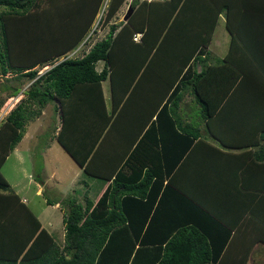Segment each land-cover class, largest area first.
<instances>
[{"label":"trees","instance_id":"1","mask_svg":"<svg viewBox=\"0 0 264 264\" xmlns=\"http://www.w3.org/2000/svg\"><path fill=\"white\" fill-rule=\"evenodd\" d=\"M124 2L0 0V74L32 80L0 120V168L25 124L52 103V113H61L54 136L59 146L84 175L110 179L94 204L80 206L75 192L60 201V247L0 173V264H220L221 252L239 239L215 217L218 187L204 188L214 197L203 203L197 187H181L177 176L183 157L198 145L201 124L213 137L218 117H234L250 97L264 101V0H130L125 22L109 24ZM99 12L105 36L80 57L36 75L35 65L78 50ZM221 15L231 45L245 49L235 63L229 50L215 60L208 55ZM97 61L103 62L99 71ZM107 77L111 108L119 110L111 122L101 91ZM4 89L6 97L19 90ZM184 93L190 101H182ZM117 124L120 136L105 141ZM104 141L112 148L98 172L89 159ZM238 245L233 258L229 248L223 252L222 264H250L247 247Z\"/></svg>","mask_w":264,"mask_h":264},{"label":"crops","instance_id":"2","mask_svg":"<svg viewBox=\"0 0 264 264\" xmlns=\"http://www.w3.org/2000/svg\"><path fill=\"white\" fill-rule=\"evenodd\" d=\"M129 1L130 0L126 2L125 0L126 3L124 2L123 4H126L128 6ZM121 6L117 10V12L122 8ZM117 12L115 14V17L111 19L109 24L119 23V21H115L118 14ZM130 13H132V10ZM120 21L125 22V20L123 19H121ZM215 28H217V24ZM222 30L225 29L223 28ZM213 37L215 38V35L212 34V39ZM223 38H227V40L224 49L221 48V53L218 55L214 54L211 51V39L210 43L207 46V50L210 53H208V55L215 60L224 57L227 54V50H229L228 52H230V61L232 63H235L238 58L244 54L245 49L239 47L240 45L238 46L237 42L236 48L235 45H231L232 39L227 33L223 34ZM224 39H222V42H224ZM214 42L215 39L213 40V43ZM77 52L75 54H78ZM83 53L74 56L80 57ZM97 63H99V65H95V70L99 71L103 67V62L97 61L96 64ZM200 65L201 64L197 63L195 69L199 70L201 68ZM104 83H106L107 85V93L105 95L103 88ZM243 85H245V83ZM15 86L17 87L18 85ZM241 87L243 88V90H245L243 86ZM101 91L106 114L108 115L109 113H111L109 117L110 122L114 121L113 119L115 118L119 110L117 109L113 111L111 108L112 96L110 81L108 77L101 82ZM117 94H119V92H117ZM135 94L136 93H134V96ZM23 95L24 90H22L21 92L20 90H18L16 93L9 95L7 98L10 97V101L15 100V102H18L20 98L23 97ZM125 96H123L121 100H123ZM182 97V101L186 102L188 100H191V97L187 93H184ZM116 100H119V98H116ZM47 106H49L50 108V113L48 115L50 123L47 124L46 128L48 129L51 125L52 137L53 139H55L54 136L57 134L58 130L61 127V113L59 110H55L54 112L57 115H54V113H52V103H49L45 107H43L40 110L39 114L35 116L34 121H36L37 118L42 117V115H45L46 110L44 109H46ZM238 111L244 112L240 113ZM238 111L232 113L234 117H227V119H225L224 121L223 117H218L217 121H215L216 125H213L215 126L213 131L215 133L213 137H211L207 130L203 128L204 126H202V124L200 125L197 139L198 145L192 147L190 151V153L192 152V154L189 153L187 157H183L182 160L184 161V165L183 168H181L179 171L180 174L177 176V181L179 182V185L181 187H187L188 189H190L192 186L197 187L198 195H200L199 200L201 199L203 203L208 201L207 196H209V199L214 197V194H204V188L208 187L209 189V185H213L214 187L217 186L219 191H215V217L218 218V220L222 224L230 228L231 235H236L235 239L239 238L238 241L236 240L233 242L234 245L229 246L230 244H228L225 250L229 248L228 251L231 252L229 256L230 258H233L235 248L240 242L238 247L240 245L242 247H247L246 252L248 263L264 264V117H262V115L264 114L263 98L260 96L258 102L255 103V98L250 97V99H248V102L243 104L241 110ZM54 117H59V122L54 123ZM189 118L191 119L192 117ZM122 119H124V117H122ZM132 119L134 118L132 117ZM182 119L183 121L187 120L186 117H183ZM28 122H30V120ZM28 122L25 124V130L20 140L24 139L27 135L26 130L28 128ZM93 122L98 123L97 119H93ZM90 123L92 127L93 123L91 120ZM119 127H121L119 124L112 127L113 133L110 132L108 135H106L105 141H107L111 137L115 138L116 136H120L116 135L115 132ZM98 130L99 129L93 130V134L97 135L98 133H96V131ZM105 130L106 128L103 129L101 134H103ZM120 132H122V130ZM217 136H222L226 139H230L231 143L228 142V144H225L224 142H220L218 141V139H216ZM260 136H262V138ZM105 141L103 145L98 144L95 152H92L93 156L91 159H89V167L92 170H96L98 172H102L104 170V165L108 160V155L106 154V152L108 150L111 151L112 148V146L105 143ZM206 142L210 145L212 144L218 150L216 149L213 151H209L210 149L209 147H207ZM18 143L19 142H17L10 154L21 156L18 151L19 149H21L24 151L26 158L27 149H25L24 147L20 148L18 146ZM31 143L34 145L32 140L29 143V146L33 147ZM33 148L35 157L42 158L41 154L45 155L47 149H49V146L42 142L39 147L41 150H37V145H35V147ZM19 162H22V159H19ZM195 168L196 171L194 170ZM40 170L41 172L38 171L37 174H34V169L32 170V176H34V178L39 177V179H41L40 183L36 178L35 180L26 181L27 184H30V189L33 190V197L30 200H27L26 198L20 197L18 195L17 196L19 198V201L23 205H25L26 208L34 215L42 229H44L47 234L51 235L57 245L62 247L64 231L62 228L61 219L63 207L60 205V201L67 195H70L76 191V200L80 204V206L83 207L86 200H89L92 204H94L98 197L109 185L110 179L88 176L91 178V181L89 184H84L83 181L77 179L78 175L82 172V168L76 165V169H72V175L69 177L67 184L62 185V192H60L59 194L56 192V197L54 198H46L43 195L44 191L47 189H52L54 184H58L60 182V179L57 176L58 174L54 168H51L46 176L44 173V166H42ZM45 180H50L52 184H47ZM78 181L79 183H76ZM75 184H78L77 186H79L80 184L79 190L73 188V185ZM10 188L12 189V186H10ZM13 192L17 194L15 190H13ZM45 199L56 202L54 204H47ZM243 201H245V204H243ZM37 202H40V204H38ZM35 205L38 207V211H35ZM41 205L43 206L42 208ZM21 232L26 231L21 230ZM225 250H223V252ZM223 252H221L222 257H219L217 261L220 264H222L223 261Z\"/></svg>","mask_w":264,"mask_h":264},{"label":"rangeland","instance_id":"3","mask_svg":"<svg viewBox=\"0 0 264 264\" xmlns=\"http://www.w3.org/2000/svg\"><path fill=\"white\" fill-rule=\"evenodd\" d=\"M105 1V0H104ZM128 2V0H126ZM125 2V3H126ZM105 4L103 3V6ZM43 5H38V8L41 9ZM102 6V7H103ZM122 8L117 12V17H116V22L120 21L122 19V16L125 14V12L128 9V6L126 4H123L121 6ZM3 10L2 7H0V10ZM101 12L97 14V17L95 21L92 24L91 29L94 30V32L90 31L88 35L83 39L82 43L80 44L79 49L76 51L78 54L74 55H80L84 51H86L95 41L103 38L105 36V33L107 31L106 26L100 25L98 22V18L100 17ZM219 21L217 22V28H215L213 35H215V38L213 37L210 45V49L214 54H220L221 53V48L224 49L226 39L223 38V34L225 30H222L223 27V16L221 15L220 18L218 19ZM215 39V42L213 43V40ZM222 39H224V42H222ZM222 43H221V42ZM216 43V45H215ZM75 50V49H74ZM72 50V51H74ZM69 52V51H68ZM67 52V54H68ZM70 53V52H69ZM115 54V53H114ZM75 57V56H73ZM60 57L54 58L50 61H47L46 64H38L33 67L36 71V75H39L43 73L45 70H47L49 67H51L53 64L57 63L60 60ZM52 61V62H51ZM95 65H99V63H95ZM14 74L11 72H6L5 74H0V99H3V102L0 105V120L6 116V114L9 112L13 105H15L18 102H15V100L10 101V97H6V93L8 91H5L4 86H15L18 85L17 87L19 88L20 92L22 90H26L28 88V85L32 82L31 79H28L27 77H20L19 80H14L13 79ZM104 88V95L107 93V85L106 83L103 84ZM24 96V95H23ZM22 99V97L20 98ZM45 111V115H42V117L37 118L36 121H34L35 117L28 122L26 128V137L22 140L19 141L18 146L24 147L27 149L26 151V158H25V153L23 150L19 149V153L21 156H15L14 154H9L5 162L0 168V173L1 175L5 178V180L9 183L10 186H12V189L17 192V195L23 198H26L27 200H30L33 197V190L30 189V184H27V180H35L34 176H32V170L34 169V174H37L38 171L41 172L40 168L44 166L45 168V176L48 174L49 170L51 168H54L57 172V176L60 179V182L58 184H54L52 189H47L44 191V196L47 198H54L56 197V192L59 194L62 188V185H66L69 177L72 175V169H76V165L73 162V160L63 151V149L57 144L55 139L52 137V127L47 129L46 126L49 121V113H50V108L47 106ZM54 115H57L54 113ZM54 123L59 122V117H54ZM25 130V126H24ZM24 132V131H23ZM31 134V135H30ZM34 143L33 147L37 145V150L40 149V144L44 142L49 146V149H47L46 154H41L42 158H36L34 155V148L29 146V143L31 142ZM30 140V141H28ZM41 150V149H40ZM42 152V151H41ZM23 153V155H22ZM28 155V156H27ZM19 159H22V162H19ZM83 183L89 184L91 181V178L84 175L82 172L78 175V178ZM47 184H52V182L49 180H45ZM76 183H79L76 182ZM81 183V182H80ZM78 184L73 185L74 189L79 190ZM85 186V185H84ZM64 187V186H63ZM76 194V191H75ZM37 198V197H35ZM34 199V198H33ZM40 199V198H39ZM40 204V202H37ZM43 206L41 205V208ZM35 211H38V207L35 205L34 207Z\"/></svg>","mask_w":264,"mask_h":264},{"label":"built area","instance_id":"4","mask_svg":"<svg viewBox=\"0 0 264 264\" xmlns=\"http://www.w3.org/2000/svg\"><path fill=\"white\" fill-rule=\"evenodd\" d=\"M141 33L139 32H136L134 35H133V40L135 41H138L139 40V37H140ZM77 51V49H75L74 51H70V53L68 52V54L66 53V56L64 57H61L60 60L64 59V58H68V57H72L74 56L75 52Z\"/></svg>","mask_w":264,"mask_h":264},{"label":"water","instance_id":"5","mask_svg":"<svg viewBox=\"0 0 264 264\" xmlns=\"http://www.w3.org/2000/svg\"><path fill=\"white\" fill-rule=\"evenodd\" d=\"M130 12H131V10L129 9V10L127 11V14L125 13V14L123 15L122 19H123V20H126V18L128 17V15L130 14Z\"/></svg>","mask_w":264,"mask_h":264},{"label":"clouds","instance_id":"6","mask_svg":"<svg viewBox=\"0 0 264 264\" xmlns=\"http://www.w3.org/2000/svg\"><path fill=\"white\" fill-rule=\"evenodd\" d=\"M70 52V51H69Z\"/></svg>","mask_w":264,"mask_h":264}]
</instances>
